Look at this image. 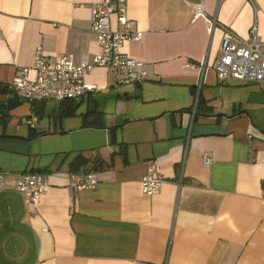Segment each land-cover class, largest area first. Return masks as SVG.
Segmentation results:
<instances>
[{
  "label": "crops",
  "instance_id": "1",
  "mask_svg": "<svg viewBox=\"0 0 264 264\" xmlns=\"http://www.w3.org/2000/svg\"><path fill=\"white\" fill-rule=\"evenodd\" d=\"M102 1L0 0V264H264V84L216 74L226 30L247 40L257 21L264 42V0H128L140 81L97 68L75 116L44 102L39 119L14 81L39 48L93 64ZM152 163L165 182L148 196ZM94 171L95 189H73ZM25 173L50 184L37 205Z\"/></svg>",
  "mask_w": 264,
  "mask_h": 264
},
{
  "label": "built area",
  "instance_id": "2",
  "mask_svg": "<svg viewBox=\"0 0 264 264\" xmlns=\"http://www.w3.org/2000/svg\"><path fill=\"white\" fill-rule=\"evenodd\" d=\"M197 16H204L196 8ZM114 22L118 26L115 29ZM91 32L97 37L100 53L93 64H78L73 55L50 58L42 48L37 49L34 66L24 69L13 83L19 98L24 102H80L96 92V86L88 85L87 79L97 68H106L116 74V85L126 87L140 81L143 63L129 58L123 52L126 41H140L141 32L132 28L128 18V0H103L93 5ZM216 74L221 82L237 81L264 84V42L257 21L250 30L249 39H243L226 30L220 47ZM211 160H206L210 163ZM2 175L0 174V180ZM165 182L157 163L148 166L141 186L144 194L157 195ZM76 191L92 190L98 185L97 174L79 172L71 176ZM50 184L45 175L25 173L17 190L28 201L37 205L48 192ZM264 204V197L262 198Z\"/></svg>",
  "mask_w": 264,
  "mask_h": 264
},
{
  "label": "trees",
  "instance_id": "3",
  "mask_svg": "<svg viewBox=\"0 0 264 264\" xmlns=\"http://www.w3.org/2000/svg\"><path fill=\"white\" fill-rule=\"evenodd\" d=\"M44 102L43 103H32V108H33V112L34 115L36 117H38L39 119H42V113H43V106H44ZM80 104H78V102H73V101H65L61 103V116L60 118H67V117H73L75 116L77 110L79 109ZM92 112L89 111L88 114H91ZM96 171H94L95 173Z\"/></svg>",
  "mask_w": 264,
  "mask_h": 264
},
{
  "label": "rangeland",
  "instance_id": "4",
  "mask_svg": "<svg viewBox=\"0 0 264 264\" xmlns=\"http://www.w3.org/2000/svg\"><path fill=\"white\" fill-rule=\"evenodd\" d=\"M57 105L58 104H56V103H52V102L49 103L48 109H49L50 114L53 112V114H55V116H58L59 106H57Z\"/></svg>",
  "mask_w": 264,
  "mask_h": 264
}]
</instances>
